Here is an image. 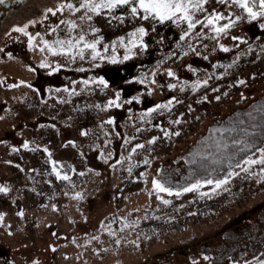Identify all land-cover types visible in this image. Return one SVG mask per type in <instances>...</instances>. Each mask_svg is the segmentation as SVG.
<instances>
[{
    "label": "rangeland",
    "instance_id": "1",
    "mask_svg": "<svg viewBox=\"0 0 264 264\" xmlns=\"http://www.w3.org/2000/svg\"><path fill=\"white\" fill-rule=\"evenodd\" d=\"M204 9L197 13L201 20L223 14L218 26L235 22L215 39L210 28L197 25L181 40L186 23L145 20L126 7L89 12L91 20H81L85 9L69 10L66 21L78 27L69 32L65 23L57 40L74 41L83 32L89 42L100 40L97 50L105 59L93 60L91 49L83 59L78 49L59 54L55 41L49 42L54 55L38 40L30 56L11 62L9 71L16 75L0 80V154L8 159L1 236L23 235L28 219L30 245L42 249L33 259L39 256L41 264H205L209 248L202 243L235 235L232 226L264 207V165L249 172L236 168L239 175L215 191V185H203L178 197L160 193L169 204L152 189L153 178L166 180L169 158L188 150L212 123L264 96V17L249 19L231 0H208ZM141 27L143 36H130ZM101 77L107 87L91 82ZM117 92L121 106L106 108ZM173 98L170 108L144 116ZM136 144L144 147L133 153ZM246 224L251 225L237 231L246 228L261 241L251 247L256 264L264 261V234L253 220ZM220 245L211 263L237 264L227 261Z\"/></svg>",
    "mask_w": 264,
    "mask_h": 264
},
{
    "label": "snow or ice",
    "instance_id": "2",
    "mask_svg": "<svg viewBox=\"0 0 264 264\" xmlns=\"http://www.w3.org/2000/svg\"><path fill=\"white\" fill-rule=\"evenodd\" d=\"M221 2H226V0H221ZM232 3L237 5L239 8L243 9L245 12H247L249 19L256 20L259 17H264V0H231ZM4 3V0H0V4ZM208 3V0H76L75 3L68 2V3H62L57 7L55 10L52 8L47 9L48 13H51L52 15H56L57 12H62L65 8L73 10L74 12H79L81 9H85V15L81 16V20L87 19L91 20L92 15H88L87 13H93L96 15L102 14L107 10V12H112L115 9L126 7L132 16H141L142 19H155L159 20L161 23L165 21H172L174 23L180 24V23H186L187 24V30L184 32V35L180 37L181 40H183L186 36L189 35V33L197 27V25H201L202 27L210 28L211 32H213L215 35L211 38L215 39L222 33H226L227 29L234 24L235 21H229V23H224L223 25L218 26V22L220 20L226 19V17L223 14H212V15H206L203 20H201L197 13H202L205 11L204 5ZM258 10H254L257 9ZM115 18V17H114ZM236 19H240V17H237ZM30 23H35V21H32ZM61 24L67 23L69 25L68 31L70 32L72 29H75L78 27V25L74 21H64L61 20ZM59 27V25H57ZM261 27H264V25H261ZM28 24L23 25L22 27H16L13 30L16 32H20L23 35L28 37L29 45L31 46L32 41L35 39L34 36L29 34L27 32ZM56 29H53L55 31ZM93 32L98 31V29H92ZM137 34L139 36H143L145 34V29L143 27L138 28L136 32L130 33V36L137 37ZM38 35V34H37ZM202 35V33L198 32L197 36ZM233 39H239L238 37H232ZM130 43L132 41H129ZM44 45L48 48L50 52H52L54 55L58 54L57 49L53 47L52 44L49 43V41L44 40ZM83 44V47H79ZM100 43V40H92L87 41L85 38V34L81 32L75 40L73 39H67V40H57L55 41V44L59 47V54L64 55H70L72 53L73 49H78L77 55L80 56L81 59L84 58V51L85 49H91L92 50V59L95 60L99 57V59L103 60L105 59L104 56H101L100 52L97 50V45ZM120 43L123 44V38H120ZM115 45H113L114 49ZM219 47L227 52L229 49L227 47H224V45H219ZM43 50V49H41ZM2 51V49H0ZM104 51H109L108 46H104ZM129 57L126 55L124 56V59L127 60ZM73 59L75 57L73 56ZM112 63H116L117 59L115 56H112L109 58ZM41 67H48L46 64H42ZM59 67V66H57ZM83 71V69H81ZM169 76H173L174 73L169 71ZM92 83H99L100 85H103L104 87H107V81H105L102 77L99 79V81L93 80ZM85 84H88L89 81L85 80ZM204 84H207V80L203 81ZM243 83V81H241ZM200 86V82L198 81L196 84H194L193 90H195L197 87ZM170 87H175V85H170ZM68 89H65L67 91ZM133 99H137L134 97ZM175 98L169 100L167 103L164 104H158L155 106V108L148 109L147 112L144 113V116H149L151 113L155 112L157 109H168L170 108L171 104L173 103V100ZM120 101V93H116L115 99H110L107 104L106 108L110 107H120L121 104L118 103ZM128 103H131V101H127ZM143 118V117H142ZM108 123H113L112 120H109ZM176 123H179V121H176ZM139 131V130H138ZM86 135L87 133H82ZM179 133H176L178 135ZM165 135H168L167 132H165ZM155 137L152 141H149V143H153L155 141ZM235 143V142H234ZM25 148L28 147L27 143L24 145ZM143 144H136L132 149L131 152H136L137 149L143 148ZM45 151L47 149L45 148ZM260 153L259 158L254 159L253 156L249 155L246 159H244L242 162H237L235 164L236 168H240L244 172H249L250 167L252 165H264V148H258L256 150ZM51 155V154H49ZM119 163V161H117ZM145 164H148V161H144ZM53 170L56 171V162L53 161ZM242 164L248 165V167H242ZM231 167V165H229ZM129 171H131L129 169ZM261 172H264V168L261 169ZM58 178L62 179H69L67 175H64L60 177L59 173L57 172ZM143 175V174H141ZM233 175H239L237 172H230L228 173V176L224 177L223 179H205L203 181L197 180L195 183H191L187 187H183L178 190H174L173 187H171L168 182L163 178H153L151 180L152 189L155 193H157V198L160 199L164 204H169L171 201L164 199L162 196H160V193H166L169 196L175 195L180 196L183 193L186 192H192L196 191L199 188L203 186V184L207 185H215L213 191L215 189L220 188L222 185H226L229 182V177ZM0 191L7 192L8 189L4 187H0ZM151 195V193H150ZM202 195H207V193H202ZM22 215V213H20ZM256 264H264V261L257 260Z\"/></svg>",
    "mask_w": 264,
    "mask_h": 264
},
{
    "label": "trees",
    "instance_id": "3",
    "mask_svg": "<svg viewBox=\"0 0 264 264\" xmlns=\"http://www.w3.org/2000/svg\"><path fill=\"white\" fill-rule=\"evenodd\" d=\"M199 136L198 140L190 145L188 150L177 157L169 158L168 164L165 165L166 181L174 190L187 187L197 180L223 179L228 176V173L235 172V164L238 161L242 162L249 155L256 153L258 148L264 146V96L259 97L247 107L235 109L224 119L212 123ZM254 211L248 214L249 217L251 216L250 220L249 217L244 218L246 220L245 226L243 223L232 226L234 228L233 233L238 238L229 234L224 241L220 239L217 242L215 239L213 242L202 243L203 247L201 248H209V252L205 256L207 257L205 264H212L210 259L211 257L212 260L214 259V254L218 255L216 248L221 246L220 244L224 246L223 252L228 257L229 263L251 264L253 260L258 258V256H251L253 251L251 247L254 243L261 242L259 237L257 238L258 241L255 242L251 231H247L246 228L243 232L237 231L241 227L248 228L251 224L247 225L246 223L253 220L255 225L262 230L260 234H264V220L260 218V214L264 218V207L258 208L256 213ZM217 237L219 238L220 235ZM231 248L232 250H230ZM229 250L230 252H228ZM245 252L248 253L247 256L244 255ZM235 258L237 260L233 261Z\"/></svg>",
    "mask_w": 264,
    "mask_h": 264
},
{
    "label": "flooded vegetation",
    "instance_id": "4",
    "mask_svg": "<svg viewBox=\"0 0 264 264\" xmlns=\"http://www.w3.org/2000/svg\"><path fill=\"white\" fill-rule=\"evenodd\" d=\"M68 2L70 0H4V3L0 4V49H2L0 51V80L4 77L3 74L6 73L16 75L11 74L9 71L11 62L23 60L24 55L30 56L34 52L38 40L53 42L61 37V28L65 23L61 24L60 22L61 20L66 21L70 9L65 8L62 12H57L56 15L48 13L47 9L52 8L55 10L60 4ZM71 2L75 3L76 0H71ZM32 21H35V23H30ZM25 24H28L27 32L35 37L31 46L27 36L13 30ZM53 29L56 30L53 31ZM7 163L8 159L0 154V187L5 185L3 169ZM35 218L37 219V217ZM26 220L28 225L23 224L22 232H20L23 235L19 234L14 237L10 234L7 237L0 235V264L42 263L39 256V259H33L34 251L39 249H33L30 245L31 239L28 236L30 225L29 220ZM25 238L26 241L20 242ZM40 251L42 252V249L38 252ZM51 259L53 258L51 257Z\"/></svg>",
    "mask_w": 264,
    "mask_h": 264
},
{
    "label": "water",
    "instance_id": "5",
    "mask_svg": "<svg viewBox=\"0 0 264 264\" xmlns=\"http://www.w3.org/2000/svg\"><path fill=\"white\" fill-rule=\"evenodd\" d=\"M262 256V255H261ZM263 256H264V254H263Z\"/></svg>",
    "mask_w": 264,
    "mask_h": 264
}]
</instances>
